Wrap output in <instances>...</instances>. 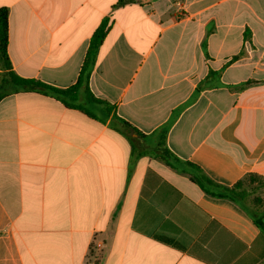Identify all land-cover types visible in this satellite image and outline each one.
<instances>
[{"label":"crops","instance_id":"0c3cea01","mask_svg":"<svg viewBox=\"0 0 264 264\" xmlns=\"http://www.w3.org/2000/svg\"><path fill=\"white\" fill-rule=\"evenodd\" d=\"M118 1L0 0L13 70L72 86L110 18L95 96L146 143L177 112L168 148L220 185L264 179V0ZM109 122L37 92L0 101V264H264L252 215L133 157Z\"/></svg>","mask_w":264,"mask_h":264},{"label":"trees","instance_id":"16d2710c","mask_svg":"<svg viewBox=\"0 0 264 264\" xmlns=\"http://www.w3.org/2000/svg\"><path fill=\"white\" fill-rule=\"evenodd\" d=\"M136 0H119L115 7L133 3ZM110 18H105L90 38L89 46L80 68L79 76L75 84L67 88H59L46 84L37 79L19 76L12 67L8 54V10L0 8V101L5 97L19 92H37L51 96L59 100L69 109H77L87 116L103 123L110 121V128L124 135L132 145V155L135 158L151 156L158 159L177 171L188 173L190 179L196 183L206 194L215 198L228 199L253 216L255 223L264 237V212L257 211L261 205L251 200V195L260 193L264 189V179L256 174H249L232 187L220 185L210 179L196 165L183 161L175 155L167 146V136L176 118L177 112L171 119L154 132L155 143H146L147 135L141 133L115 112V106L98 98L90 87V78L96 65L100 48L110 30ZM242 53L232 57L230 62L240 58ZM210 71V75H214ZM218 75V74H217ZM255 81L248 80L235 87L240 90L253 85ZM206 86L199 84L196 87L193 98ZM234 87V86H233ZM212 88V85H210ZM134 130L137 137H133L130 131ZM260 203L261 199H257ZM256 202V201H255Z\"/></svg>","mask_w":264,"mask_h":264},{"label":"rangeland","instance_id":"374dc122","mask_svg":"<svg viewBox=\"0 0 264 264\" xmlns=\"http://www.w3.org/2000/svg\"><path fill=\"white\" fill-rule=\"evenodd\" d=\"M257 199H261L260 201H262V203H260ZM251 200L254 201V204L256 203V205L260 204L262 206L263 203H264V199L261 197V195L259 193L252 194L251 195Z\"/></svg>","mask_w":264,"mask_h":264},{"label":"water","instance_id":"95a60500","mask_svg":"<svg viewBox=\"0 0 264 264\" xmlns=\"http://www.w3.org/2000/svg\"><path fill=\"white\" fill-rule=\"evenodd\" d=\"M131 135L136 137V134H135L134 130H131Z\"/></svg>","mask_w":264,"mask_h":264}]
</instances>
